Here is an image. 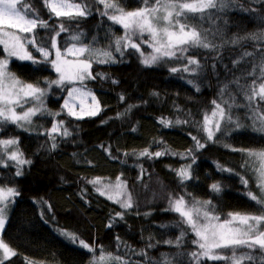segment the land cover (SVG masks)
Returning <instances> with one entry per match:
<instances>
[{
    "label": "trees",
    "instance_id": "trees-1",
    "mask_svg": "<svg viewBox=\"0 0 264 264\" xmlns=\"http://www.w3.org/2000/svg\"><path fill=\"white\" fill-rule=\"evenodd\" d=\"M27 2L50 25L61 20L65 27L71 23L69 31L56 38L62 50L69 35L80 32L84 34L83 43L111 52L115 62L98 63V59L107 57L97 53L92 57L94 79L58 86L51 83L59 79V74L50 64L11 59L10 72L23 82L45 89V94L42 103L29 99L23 108H16L22 113L27 108L42 107L31 124H0V140L19 142L7 151L18 149L25 160L31 161L18 168L0 145V188H14L19 193L9 198L6 223L0 233V241L16 254L3 264H97L101 256L105 257L101 264H117L111 259L116 256L126 264H162L165 260L194 264L190 257V253L198 251L194 233L178 213L168 210L170 199L184 196L186 201L210 200L222 220L230 212L257 213L259 206L247 193L260 195L254 171L258 165L243 153L231 150L264 149V134L251 127L252 111L233 106V119L239 120L242 127L222 124L215 142L207 140L201 125L205 113L210 115L214 108L212 101L220 102V89L234 76L243 73L242 84L260 83L257 65L264 53V40L245 39L236 45L230 41L264 33V0H223L224 9L211 10L213 18L201 22L204 29L216 33L214 37L210 34V39L222 44L221 48L189 49L184 55L178 53L175 58H163L151 66L142 61L154 54L153 49L141 43L139 37L136 42L140 43V52L130 47L122 49L123 54L115 50L113 42L124 35V30L101 15L104 6L96 0H83L92 14L71 22L50 14L43 0ZM119 4L133 11L143 6V0H119ZM35 31L47 46L49 30L38 27ZM28 50L37 60L43 59L31 45ZM245 51L253 56L236 64ZM4 56L0 46V58ZM189 57L199 61L200 67L188 65ZM185 67L189 70L184 71ZM253 68L255 77L248 75ZM75 86L95 94L100 104L98 114L82 119L68 114L64 101ZM230 93L238 105H247L240 90L229 83L223 97L229 103ZM257 104L260 114H264V102L257 98ZM162 120L171 121V126H165ZM61 122V132L49 134ZM63 128L71 135H62ZM192 136L206 146L197 150ZM145 150L153 155H140ZM156 152L162 155L156 157ZM189 165L192 179L182 181L178 170ZM218 166L231 171H222ZM18 170L22 172L19 176ZM242 178L248 181L247 186ZM97 179L99 184L91 183ZM117 181L122 185L120 189H106L104 195L97 191L102 184L115 185ZM213 184H219L221 191H213ZM116 191L130 193L133 206L124 208L108 198ZM125 195L116 199L123 200ZM63 232L75 234L94 251L70 243ZM181 232L184 236L180 247L167 243L175 242ZM253 255H261L260 250H254ZM202 264L224 262L205 260ZM243 264L258 261L245 260Z\"/></svg>",
    "mask_w": 264,
    "mask_h": 264
},
{
    "label": "snow or ice",
    "instance_id": "snow-or-ice-1",
    "mask_svg": "<svg viewBox=\"0 0 264 264\" xmlns=\"http://www.w3.org/2000/svg\"><path fill=\"white\" fill-rule=\"evenodd\" d=\"M97 3L104 6L101 13L103 16L118 24L124 30V35L116 37L114 40L115 50L122 53V49L132 48L137 52L141 51L140 43L136 42V38H140L141 43H147L153 49V55L145 57L143 63L146 66H151L158 60L163 58H175L177 54L184 55L189 49H208L216 51L221 48L222 44H215V32L211 29H204L201 23L204 20H211L213 12L211 10L222 11L225 7L223 0H143V6L133 10L126 11L120 6L119 0H96ZM44 5L49 13L60 18L65 17L69 22L78 21L79 18H86L92 14L91 8L83 3V0H43ZM48 29L50 34V42L45 45L43 39H40L37 28ZM72 27L69 23L65 27V23L61 20L57 25H50L47 20L42 19L30 8L27 0H0V46L5 53L4 58H0V124L12 123L18 127H23L24 124H31L32 117L42 111V107H31L25 109L22 113H18L16 108H23L24 104L29 99L36 102H41V98L45 94V89L31 83H26L19 80L14 73L9 70V63L14 57L17 60H29L33 64L45 63L50 64L53 69L59 74V79L51 82L60 86L64 83H75L87 79H94L92 76V57L97 53L107 57V59H98V63L115 62L111 56V52L94 49L89 44L83 43L81 37L84 35L80 32H74L63 42V50L57 43V37L60 33L67 32ZM147 35L148 40H143ZM264 40V33L253 34L246 37L233 38L230 43L233 45L239 44L242 40ZM39 40V42H38ZM69 41L71 46H69ZM31 47L43 57L42 60H37L32 52L28 50ZM55 49L54 53L51 51ZM88 53L87 56L84 54ZM141 55L143 53L141 52ZM74 56L75 59L67 57ZM84 56V59H80ZM253 56L252 52L245 51L241 57L235 61L240 64L244 57ZM49 57H54L49 59ZM188 65H196L200 67L199 61L193 58H187ZM215 66L213 65V68ZM259 80L256 84L253 81L251 84H242L241 79L243 73L239 77H233L229 82L235 85L243 94V98L248 102L247 105H238L235 96L229 94V100H225L224 94L229 88V83H225L220 89V102L212 101L214 108L210 115L205 113L201 130L206 134L208 141L215 142L216 133L221 131V125L225 126L232 124L236 128L242 127L239 120L233 119L232 107L244 106L249 107L253 115L251 127L253 131L264 134V114H260L257 98L260 102H264V53L259 57ZM173 72L178 71L176 68L171 69ZM189 68L185 67L184 71ZM248 75L256 76V69L253 68L248 72ZM115 82V81H114ZM197 90H199L197 88ZM77 88H72L69 92V98L72 99L73 92H79ZM90 94V93H89ZM83 95V94H82ZM154 95H158L154 93ZM123 99V97H121ZM94 99V97H93ZM226 106V107H225ZM64 107L68 109V114L76 116L77 119L82 118L84 112L81 107V112L78 114L74 111V105L65 101ZM98 108H91L88 115H95ZM165 126H171V121H161ZM187 123V121H183ZM181 123V121H176ZM62 122L59 125H54L50 133L61 132ZM62 135L69 136L71 132L63 128ZM195 141L196 149H202L206 146L196 136H192ZM16 139L0 140V145L3 146L5 155L8 160L14 161L16 166L30 164L31 161L25 160L19 150H13L10 153L7 151L11 146L18 145ZM56 145L53 144L54 148ZM226 147H230L226 145ZM232 151L243 153L248 160L255 162L258 166L254 168L257 176V187L260 190V195H256L249 191L247 196L254 201L259 207L257 213H241L230 212L226 218L221 219L220 215L215 212L214 206L210 200L198 201L193 198L192 201H186L184 196H178L169 200V211H174L179 214L184 224H187L194 233L195 239L193 243L197 246L198 251L190 253L191 260L194 264H202L203 261H223L224 264H243L245 260L258 261V264H264V149H237L232 148ZM191 153V150H189ZM140 155L151 156L152 153L141 152ZM156 157L162 155L161 152L154 153ZM0 158V163H2ZM246 160V164H247ZM5 166H7L5 164ZM190 165L178 170V175L181 180L192 179ZM220 167L222 171H231ZM21 171H17L16 175H21ZM242 182L247 186L248 181L242 178ZM91 183L99 184V179L91 181ZM122 187L119 181L115 185H101L97 191L101 195L105 194L106 189H120ZM126 187V186H124ZM215 192L221 191L219 184L211 185ZM19 193L14 188H0V232L3 231L6 223V208L11 201L9 198L17 196ZM125 195V193L116 191L115 195L109 194V199H114L115 202L121 204L124 208H131V194H126L125 199L119 200L116 197ZM62 235L69 240L70 243H78L90 252L94 248L88 243L81 240L73 233L63 232ZM184 232H181L180 237L175 241H167V243H175L177 247L181 246ZM0 264L3 261L14 256L16 253L8 247L7 244L0 241ZM259 249L261 255H253V251ZM252 250V251H242ZM144 253H141L143 255ZM112 260L117 264H126L120 257H112ZM105 261V257L101 256L97 264ZM162 264H171L170 260H165Z\"/></svg>",
    "mask_w": 264,
    "mask_h": 264
},
{
    "label": "rangeland",
    "instance_id": "rangeland-1",
    "mask_svg": "<svg viewBox=\"0 0 264 264\" xmlns=\"http://www.w3.org/2000/svg\"><path fill=\"white\" fill-rule=\"evenodd\" d=\"M82 57V56H81ZM74 88H77L79 89L80 91L79 92H73L72 93V99L69 98V95L68 97L65 99V101H68L69 104L71 105H74V111L77 112L78 114H80L81 112V107H83L84 109V112L82 114V118H85V117H88V116H93V115H88V111L91 109V108H98V112L97 114L99 113V110H100V104L97 100V97L95 96L94 93L90 92V91H87L79 86H75ZM90 93V94H89ZM83 94V95H82ZM94 97V99H93ZM65 101H64V104H65ZM66 109V108H65ZM66 111L68 112V109H66ZM96 115V114H95ZM73 116V115H71ZM73 117H76V116H73ZM80 118V119H82ZM9 153L11 152V150L8 151ZM7 209V208H6ZM1 233V232H0ZM2 249H0V256H2ZM102 263V261L100 262V264Z\"/></svg>",
    "mask_w": 264,
    "mask_h": 264
}]
</instances>
